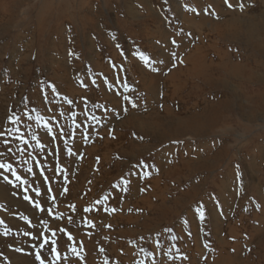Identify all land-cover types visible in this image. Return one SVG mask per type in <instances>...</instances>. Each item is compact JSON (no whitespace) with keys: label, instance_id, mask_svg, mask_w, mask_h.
I'll return each mask as SVG.
<instances>
[{"label":"rangeland","instance_id":"rangeland-1","mask_svg":"<svg viewBox=\"0 0 264 264\" xmlns=\"http://www.w3.org/2000/svg\"><path fill=\"white\" fill-rule=\"evenodd\" d=\"M262 16L264 0H0V264H264V107L177 137L184 93L166 92L203 36L264 62L235 38Z\"/></svg>","mask_w":264,"mask_h":264},{"label":"bare ground","instance_id":"bare-ground-1","mask_svg":"<svg viewBox=\"0 0 264 264\" xmlns=\"http://www.w3.org/2000/svg\"><path fill=\"white\" fill-rule=\"evenodd\" d=\"M59 4L61 6V3ZM43 6L44 4H42V8ZM42 8L41 10L39 9L41 16L53 14V11L47 12ZM65 10H63V12ZM5 20H7V18ZM222 22L220 25L219 22L216 23V27L220 26V31H217L218 28L216 29L217 34L220 36H233L237 34L236 28L242 30L243 21L236 19L235 23L233 22L234 24L227 29L223 28ZM241 36H235V38L239 40H246V38H248L246 46L252 51L257 50L261 56H264V16L257 20H253L248 25V30L245 29V34ZM203 37L204 38L200 39V41H198L187 53L185 60L183 59V65L179 66L177 74H170L166 82L167 85L169 84L172 86L171 91V89L168 90L166 85V92L170 98H174L178 93H184L183 96L181 95L183 101L180 104L176 101V106L173 108L175 115L179 116L178 119L180 120V124L178 123L180 130L176 135L177 137L185 135L186 133H191L194 136L211 138L214 134H217L216 129L220 128L222 125L229 124L230 122L239 124L237 120H233L236 111H241L243 118H247V120H256L258 118L257 116L262 113L261 107H264V62L257 59V57H248V52L245 50L242 54L240 53L239 56L236 55L235 51H230V57L223 58L225 54L222 51H218L216 43L214 44L210 41L209 35ZM251 38H257L259 41L257 43H252ZM215 58H218V61ZM222 59L230 60L231 63L227 64L230 66L228 69L222 64ZM232 80L238 84L236 90L229 86ZM221 91L222 94H219L218 92ZM207 92H210L212 95L209 99L206 97ZM240 92H242L243 95L239 94ZM240 96H248L250 100V105L248 106V109H250L249 111L245 112L248 110L245 106L234 103V100H236L235 97L240 99ZM203 97H206L205 101L202 100L195 104L192 103L193 100H200ZM247 103L249 102L247 101ZM258 108H260L259 111ZM181 110L185 113L181 114ZM213 147V145L209 144L207 149L213 151ZM256 147L260 148V144ZM227 153V149H222L220 151L221 157L218 164L221 165V163L226 160L224 154L227 155ZM181 167L189 171L190 168H192L187 166V164Z\"/></svg>","mask_w":264,"mask_h":264},{"label":"snow or ice","instance_id":"snow-or-ice-1","mask_svg":"<svg viewBox=\"0 0 264 264\" xmlns=\"http://www.w3.org/2000/svg\"><path fill=\"white\" fill-rule=\"evenodd\" d=\"M226 2H227V0H226ZM229 6L231 7V5H229ZM240 7L243 8L244 6H243V5H240ZM173 43H175V41H173ZM173 55H174V54H173ZM53 91H55V88H53ZM125 99H129V98H128V97H125ZM132 106L135 107V104L133 103ZM125 111H126V110H125ZM9 119H11V117H9ZM0 169L10 170V169H11V165H10V164H0ZM29 171H31V169H29ZM13 175H15V172H13ZM4 179L7 181V180H8V177L5 176ZM16 179L19 180L20 177H19V176H16ZM126 190H127V189H125V191H126ZM25 199H28V197H25ZM85 211H88V209H85ZM113 211H115V210L113 209ZM200 215H201V218H203V212H202V211L200 212ZM0 223H2V222H0ZM45 243H46V242H45ZM40 247H41V249H42V248L44 247V244H41ZM50 250H51L53 253H55V257H54V259H55L56 261H59V259H60V253L57 252V249H56L55 247H53V248H51ZM73 251H75V249H73ZM36 259H37L38 261H40V264H46V260L42 257V253H41V252H37V254H36Z\"/></svg>","mask_w":264,"mask_h":264}]
</instances>
